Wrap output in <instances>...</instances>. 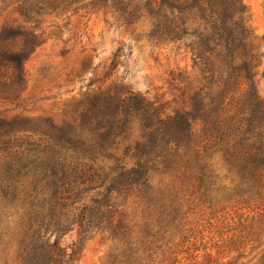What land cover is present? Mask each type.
<instances>
[{
    "label": "trees",
    "instance_id": "1",
    "mask_svg": "<svg viewBox=\"0 0 264 264\" xmlns=\"http://www.w3.org/2000/svg\"><path fill=\"white\" fill-rule=\"evenodd\" d=\"M35 7L34 0H0V95L24 81L25 63L38 44L26 20ZM108 7L129 11L131 21L151 17L155 40H189L193 66L203 67V75L177 79L181 98L170 113L139 92L109 85L66 128L49 124L47 138L19 135L16 119L0 113V191L41 197L59 214L68 204L75 211L71 244L39 232L40 242L21 250L20 264H73L89 231L109 243L107 264L196 261L199 251H209L201 232L183 224L184 206L196 201L215 210L233 204L252 213L250 220L258 217L244 237L247 245L206 264H238L256 251L246 264H264V93L256 86L259 55L241 1L88 0L83 6L91 12ZM9 13L18 16L1 21ZM29 154L47 159L23 162ZM30 165L28 190L14 178ZM106 169L102 178L99 171ZM128 211L143 224L131 225ZM54 227L58 236L66 231Z\"/></svg>",
    "mask_w": 264,
    "mask_h": 264
},
{
    "label": "rangeland",
    "instance_id": "2",
    "mask_svg": "<svg viewBox=\"0 0 264 264\" xmlns=\"http://www.w3.org/2000/svg\"><path fill=\"white\" fill-rule=\"evenodd\" d=\"M240 1L245 8L249 40L259 55L255 82L263 95L264 0ZM86 2L88 0H34L35 12L26 15L38 37V44L25 63L21 87L12 86L0 95V113L16 119L21 127L19 135L52 136L49 124L66 128L89 99L109 85L139 92L157 101L170 113L177 106L175 101L181 98L177 79L199 80L203 75V67L193 66L186 48L189 40H155L151 37L153 21L148 15L131 21L127 10V15L109 7L91 12L83 8ZM17 16L5 14L1 21L9 22ZM27 156L30 157L26 160L25 155L23 162L33 161L36 157L37 162L47 159L46 155L40 154ZM33 167L27 166L18 178L16 172L11 173L15 174L17 183L28 190L34 177ZM99 172L103 178L109 170ZM126 205H130V200ZM232 205L222 206V210H215L208 201L190 202L184 206L183 210H188L183 221L185 228L200 231L203 235L201 245L209 250L199 251L196 261L189 259L185 264L210 263L213 257H225L229 251L249 243L250 239L244 237L250 234L249 230H255L258 217L250 220L252 213L246 216L245 209L235 210ZM74 212L69 204L59 214L57 210H49L41 197H29L25 193L11 196L10 192L0 191V263L20 264L21 250L25 245L40 242L35 243L39 232L46 239L58 237L61 246L71 244L76 239V227H71ZM131 213L128 211L131 225L143 224L138 214ZM55 225L63 226L65 233L58 236L53 231ZM89 232L78 260L73 264H107L109 243L100 233ZM253 245L246 247L244 255ZM208 252L212 258L205 256ZM257 252L239 260L238 264H246ZM230 254L236 256V253Z\"/></svg>",
    "mask_w": 264,
    "mask_h": 264
}]
</instances>
